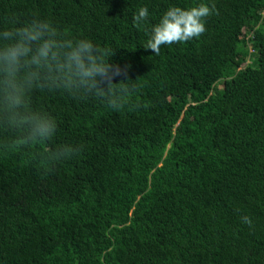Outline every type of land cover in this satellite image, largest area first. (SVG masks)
I'll return each mask as SVG.
<instances>
[{
	"label": "trees",
	"instance_id": "16d2710c",
	"mask_svg": "<svg viewBox=\"0 0 264 264\" xmlns=\"http://www.w3.org/2000/svg\"><path fill=\"white\" fill-rule=\"evenodd\" d=\"M200 3V37L144 48ZM34 19L114 51L135 91L112 109L37 89L52 139L0 133V264H264V0H0V30ZM59 145L82 150L49 165Z\"/></svg>",
	"mask_w": 264,
	"mask_h": 264
},
{
	"label": "clouds",
	"instance_id": "9594fccd",
	"mask_svg": "<svg viewBox=\"0 0 264 264\" xmlns=\"http://www.w3.org/2000/svg\"><path fill=\"white\" fill-rule=\"evenodd\" d=\"M213 11L214 4L204 3L170 7L152 27L144 48L158 55L162 45L200 37L206 31L204 19ZM148 17V8L141 7L133 23L141 26ZM113 53L101 51L88 39H69L46 20L0 30V133L8 134L18 147L52 139L58 126L55 117L31 106V94L37 89L99 98L112 109L123 107L135 86L127 83L132 80L130 65L111 63ZM81 150L82 146L59 145L47 153L46 162L55 165ZM241 222L252 226L247 215Z\"/></svg>",
	"mask_w": 264,
	"mask_h": 264
}]
</instances>
